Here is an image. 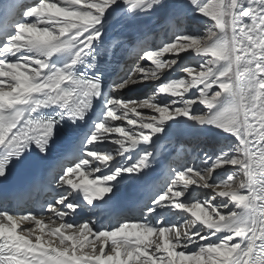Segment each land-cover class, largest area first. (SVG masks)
<instances>
[{"label": "snow or ice", "instance_id": "obj_1", "mask_svg": "<svg viewBox=\"0 0 264 264\" xmlns=\"http://www.w3.org/2000/svg\"><path fill=\"white\" fill-rule=\"evenodd\" d=\"M22 7V15L15 5L0 11V187L12 167L45 159L61 139L72 147L61 157L67 163L58 161L59 191L39 212L9 211L0 199V264H264V0ZM161 12L184 26L158 47H141L137 59L150 66L121 68L106 86L104 37ZM165 69L171 75L162 80ZM177 72L186 75L173 78ZM154 81L151 94L125 98V89ZM180 131L216 144L200 158L207 167L173 169L150 202L117 210L122 187L146 180L157 148ZM226 167L233 170L219 171ZM85 205L107 210V223L66 219Z\"/></svg>", "mask_w": 264, "mask_h": 264}, {"label": "bare ground", "instance_id": "obj_2", "mask_svg": "<svg viewBox=\"0 0 264 264\" xmlns=\"http://www.w3.org/2000/svg\"><path fill=\"white\" fill-rule=\"evenodd\" d=\"M13 0H0V11H3L4 9L10 7V3ZM187 0H172L171 3L175 4V3H186ZM164 17L167 21H168V14L161 12V13H156L154 15H152L151 17H148L146 19L137 21V22H131V23H124L122 25H117L116 27L113 28V30L106 36L104 37L105 39V48L107 49V52L105 53L106 55H110V63L112 65V68H114L116 71L117 69L120 68H124L127 69L128 68V64H130V60L123 64V60L126 58H133L137 51L136 48H141L143 44H141L142 41L144 40V36L146 35V33L149 32V27H152L153 24H158V22L160 21V17ZM203 19V18H200ZM173 25V26H172ZM171 26L173 27V33L177 34L178 31L181 30V28L184 26L183 25V21L181 20V18H176L173 22ZM178 26V27H177ZM154 28V27H153ZM159 28V26H158ZM186 30L189 32H193L195 31L192 27L191 24V18L189 17L187 20V26H186ZM166 30H164L161 34H165ZM172 36V33H171ZM173 37H171V39H173ZM168 40V38H164V40H162L163 42H166ZM115 41H119V43L113 48L112 47V43ZM156 41V40H155ZM159 39V42H154V44L151 47H158L161 42ZM172 54H166L164 58H168L169 56H171ZM187 55V54H185ZM193 59L195 58H190L188 61H186V64L192 65V66H196L195 65V61H193ZM144 66H150L148 64V62L146 60H142ZM178 73V72H177ZM177 73H175V76L178 75ZM171 74L169 73V71L167 69H165L163 72L160 73V76L163 79H167L169 78ZM161 81H154V82H148L145 88L142 89H136L133 91H128L127 89L124 90V95L125 98H143V96L147 95V91H149V94H151V92L153 91V85L154 84H158ZM144 114H151V110L149 109H141L139 110ZM116 124H120L122 123L121 121H116ZM115 135V134H113ZM197 134L192 132V131H180L177 132L175 134H173L172 136L169 137V139L161 146L157 148V154L163 152L166 153L164 156V158H161V155H157L156 159L153 162L151 171H150V175L146 178V180H140V181H132L126 185H124L122 187V190L118 196V198L121 201H125L127 205H133L135 203L136 200L140 199V198H144L146 197L147 193L150 192L152 189H154L155 185H156V179L159 178L162 174L167 172V168H166V164H167V160L170 159L171 155H172V150L171 149H165V145L168 142H172V141H180L183 140L184 142L193 139L194 137H196ZM192 141V140H191ZM212 142V141H211ZM210 142L207 143V145ZM108 147L111 148H115L118 147L116 145H107ZM216 144L214 143L213 146H210L208 149V152L211 151H215L216 150ZM213 153V152H212ZM177 155V152H175L173 154V156ZM194 158V157H193ZM91 159V158H89ZM188 159H184V161H181L183 163V167L185 166H189L187 165ZM195 159H193L191 162L193 163ZM199 160V159H198ZM196 161V160H195ZM199 161H196V165L198 166ZM190 163V165L192 164ZM181 164V163H180ZM182 168V167H180ZM230 169L229 167H226L225 169H221V170H228ZM219 170V171H221ZM168 176V175H167ZM172 177V173H170V178ZM91 178V177H90ZM73 179L75 180L76 177L74 176ZM81 180L83 179L82 177L80 178ZM165 179V177H161L160 180ZM170 180V179H167ZM164 180L163 182L167 181ZM79 182V181H77ZM56 185V184H55ZM59 191V189H57ZM205 191H210V190H205ZM106 197V196H105ZM207 198V197H205ZM143 202V200L141 201V203ZM77 211L80 213V215L75 216V217H66V219H70V220H74L76 222H84L87 220H93L91 215H93V209L91 208V206H87L85 205L83 210L81 209H77ZM30 212L29 208H25V209H21L19 210V213L24 214ZM50 213H47L45 211L44 214V220L45 223H48V217L50 216ZM95 221V220H93ZM59 221H57V224H49V227H56L58 226ZM29 227H33V225H30L28 223L22 224L21 228L25 229V228H29ZM47 231V229H46ZM22 234L24 235H28L27 232H23ZM35 234H39V231L37 230V232ZM33 235L32 239L34 241V236ZM45 239H50V237H45ZM89 239H92V237H89ZM152 241H156L158 239V237L153 236ZM100 242L97 241L95 246L97 247V249L99 248ZM91 247L92 245H88L84 251L90 253L91 252ZM154 247V245H153ZM98 254V252H97Z\"/></svg>", "mask_w": 264, "mask_h": 264}, {"label": "rangeland", "instance_id": "obj_3", "mask_svg": "<svg viewBox=\"0 0 264 264\" xmlns=\"http://www.w3.org/2000/svg\"><path fill=\"white\" fill-rule=\"evenodd\" d=\"M171 1L172 0H169V2L171 3ZM171 40V37H170V39H168L167 41H170ZM183 55H185V54H183ZM196 59H198V58H195V59H193V61H195V65H196ZM128 66H129V64H128ZM178 75H176V76H174L173 78H179V77H182V76H185L186 74L185 73H183V72H178L177 73ZM148 86V85H147ZM145 88V87H144ZM147 94H149V91H147ZM175 144H177V142H175V141H172V142H168V146L169 145H175ZM169 148V147H168ZM212 152H214V151H209L208 153L211 155V154H213ZM202 157V156H201ZM201 157H199V160H200V158ZM196 158V156L193 158V159H195ZM198 159H196V161H199ZM198 167H201V168H205V167H207V165H205V164H201L200 162H198ZM228 170H233V169H228ZM225 170H221V172H224ZM241 179H243V177L242 176H240V177H235L234 178V187L235 186H237L238 184H239V182H240V180ZM122 190V189H121Z\"/></svg>", "mask_w": 264, "mask_h": 264}]
</instances>
